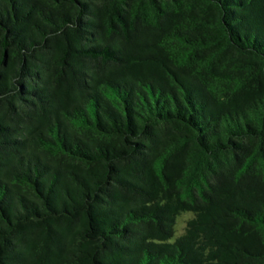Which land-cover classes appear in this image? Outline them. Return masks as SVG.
I'll return each mask as SVG.
<instances>
[{
  "label": "trees",
  "instance_id": "obj_1",
  "mask_svg": "<svg viewBox=\"0 0 264 264\" xmlns=\"http://www.w3.org/2000/svg\"><path fill=\"white\" fill-rule=\"evenodd\" d=\"M0 264H264V0H0Z\"/></svg>",
  "mask_w": 264,
  "mask_h": 264
},
{
  "label": "rangeland",
  "instance_id": "obj_2",
  "mask_svg": "<svg viewBox=\"0 0 264 264\" xmlns=\"http://www.w3.org/2000/svg\"><path fill=\"white\" fill-rule=\"evenodd\" d=\"M191 217V213H184L177 218V223L175 225V237L179 236L184 231L186 222Z\"/></svg>",
  "mask_w": 264,
  "mask_h": 264
}]
</instances>
